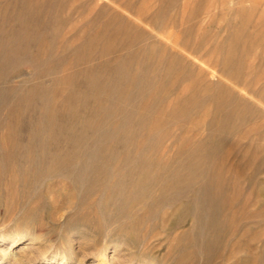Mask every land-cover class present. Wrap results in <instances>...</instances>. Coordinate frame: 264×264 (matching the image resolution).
I'll return each mask as SVG.
<instances>
[{"label":"rangeland","instance_id":"374dc122","mask_svg":"<svg viewBox=\"0 0 264 264\" xmlns=\"http://www.w3.org/2000/svg\"><path fill=\"white\" fill-rule=\"evenodd\" d=\"M5 233L63 264H264V0H0Z\"/></svg>","mask_w":264,"mask_h":264},{"label":"bare ground","instance_id":"6f19581e","mask_svg":"<svg viewBox=\"0 0 264 264\" xmlns=\"http://www.w3.org/2000/svg\"><path fill=\"white\" fill-rule=\"evenodd\" d=\"M228 60L229 59H227V62H228ZM168 70H169V66H168ZM202 183H204V182H202ZM204 185H205V183H204ZM201 187H202V184H201ZM207 188L209 189V188H211V186L210 187L207 186ZM200 189L201 188L199 187V190ZM204 189L206 190V188H204ZM196 191H197V188H196ZM201 191L203 192L202 189H201ZM199 192L200 191H198V193ZM205 193H206V191H205ZM193 194H195V192H193ZM200 195H199V197H200ZM196 196H197L196 194L194 195V197L192 195L191 199L193 198V200H192L193 203H191V204H194V198H196ZM214 196H216V195H214ZM205 197L207 198V196H205ZM200 198H201V200H199V201L201 202L202 201V196ZM211 198L212 197H210V199ZM210 202L212 203V201H210ZM194 205H195V207L196 206L198 207V204L197 205L194 204ZM199 208H202V207L201 206L198 207L197 210ZM24 240H27V243L30 244V243H33L34 242V237H32V238L29 237V238H26L25 239L23 236L17 235L16 233L0 234V246L7 245L6 247L4 246V247H1L0 248V264H40V263H43V264H52V263H55L56 262V258H59V260H60V262L58 264H63L65 261L67 262V260L69 259L67 256H65L66 254L55 255V254H51V253H49L47 251L46 252H41L39 250L37 251L36 255H35V252H34V254L31 255L30 253L26 252L25 250H31L32 249L31 248L32 246H28V247L26 246V247H24L22 249L23 251H15V247L18 246ZM105 257H106L105 256V251L99 250L97 252V254H96V259H95L96 260V263L97 264H99V263L100 264H110V261L106 260Z\"/></svg>","mask_w":264,"mask_h":264}]
</instances>
